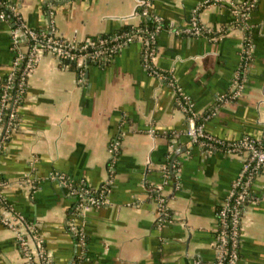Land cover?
Listing matches in <instances>:
<instances>
[{"label": "crops", "instance_id": "crops-1", "mask_svg": "<svg viewBox=\"0 0 264 264\" xmlns=\"http://www.w3.org/2000/svg\"><path fill=\"white\" fill-rule=\"evenodd\" d=\"M4 1L28 27L78 40L144 18L138 0ZM240 1L147 0L146 18L168 26L156 36L161 77L144 68L139 42L109 62L86 61L74 70L50 55L39 60L17 125L1 146L0 201L36 227L54 264L80 253L72 224L88 237L82 264H213L216 208L241 158L191 142L179 97L195 116L211 112L202 125L215 138L264 139V0L244 24L234 11ZM193 19L209 32H185ZM12 28L0 20V85L13 57ZM251 190L256 200L241 218L235 264H264V169ZM90 191L105 202L74 220L78 198ZM0 264H25L14 232L1 222Z\"/></svg>", "mask_w": 264, "mask_h": 264}, {"label": "built area", "instance_id": "built-area-1", "mask_svg": "<svg viewBox=\"0 0 264 264\" xmlns=\"http://www.w3.org/2000/svg\"><path fill=\"white\" fill-rule=\"evenodd\" d=\"M257 0H242L235 6V12L239 13L244 21L248 19V15L253 7H255ZM8 8L11 11L12 18L0 12V20L12 23L11 30V49L12 61L10 71L7 73L3 82L0 85V150L2 143L6 140L9 133L16 127L14 120L18 116L19 101L25 93L27 80L32 74L34 68L39 60L44 55H50L56 58L62 67L69 68L70 64L81 65L83 62H99L105 63L112 60V58L124 47L130 43L137 41L142 44V64L147 72L161 77L159 70L155 68L154 62L157 56L155 40L156 34L151 33L148 36L137 34H113L107 37L89 36L83 39L65 38L56 36L53 33H47L42 29H32L28 27L19 16L15 8L4 0H0V8ZM140 12V8H142ZM137 12L142 17H148L147 0H138ZM156 22H160L158 18H154ZM185 32L193 35H203L209 32L202 24L193 19L190 28ZM243 59L250 57V50L248 43L244 44ZM16 76V77H15ZM17 79V81H15ZM81 73L79 81H81ZM239 91L234 92V96L238 95ZM182 105L181 107L186 113H189L187 118L188 125L185 134L188 138L202 148L206 152L219 151L225 154H237L241 158V168L238 177L231 186L230 193L221 203L219 209V217L221 223V231L216 232L214 239V248L216 249V263L223 264L228 256L226 248L227 232L224 226L229 224L231 226V239L233 238V246L231 251H234L235 238L238 236L236 225L240 221L238 207L242 204L252 203L256 200L254 193L251 190V184L258 173L264 169V145L259 139L250 137H243L240 140L225 142L219 138L209 135L204 131L202 124H197L191 111V104L184 97H179ZM117 146V142L112 144L110 151ZM4 182H0V188ZM107 185V182L106 184ZM105 188V187H104ZM107 188V186H106ZM75 207L73 214L74 220L84 215L94 205L105 202L104 199L94 198L85 195ZM1 200V198H0ZM0 201V222L12 230L16 236L17 245L25 264H48L51 258L43 246L38 232L33 225L27 224L23 221V217L18 214L14 215L11 210L5 209ZM159 213L164 216L167 214L166 208L162 205L163 199H159ZM244 206V205H243ZM2 211L6 214L2 215ZM227 218L229 222L227 223ZM71 231L78 236L80 257H84L86 250L85 233L80 227L72 224ZM237 256L234 252L229 254L227 264H235Z\"/></svg>", "mask_w": 264, "mask_h": 264}, {"label": "trees", "instance_id": "trees-1", "mask_svg": "<svg viewBox=\"0 0 264 264\" xmlns=\"http://www.w3.org/2000/svg\"><path fill=\"white\" fill-rule=\"evenodd\" d=\"M143 7L140 8V12L142 11ZM254 9V7L252 8ZM0 12L4 13L6 15V17L8 18H12V14H11V11L8 10V8H4V7H1L0 8ZM242 23L244 24V20L242 19ZM168 26L160 21V22H156L154 18H142V22L136 26H132V25H127V26H124V27H121L119 30H117L116 33L114 34H123V33H129V34H137V35H142L143 37L144 36H148L149 34L151 33H155L156 36L158 33H160V31L164 30L165 28H167ZM246 34H247V31H245ZM113 35V34H112ZM109 35H102L101 37H107ZM134 42H137V41H134ZM247 42H245L244 44H246ZM141 44V43H140ZM155 46H156V40H155ZM141 48H142V52H143V46L141 44ZM91 62H94L96 64H100L99 62H95V61H91ZM69 68L70 69H75V66L73 64H70L69 65ZM80 72V70H79ZM16 77V76H15ZM15 81H17V79H15ZM22 99H23V96L21 98V100L19 101V105H21L22 103ZM211 113V112H210ZM208 113H204V114H201L199 116H194L195 118V122L197 124H202V122L204 121L205 119V116L208 117L209 114ZM18 117L19 115L17 116V118L14 120V125H17V122H18ZM260 142L264 145V139L260 140ZM1 151V150H0ZM105 189H103L102 191V195L104 196L105 193H104ZM88 196H92L94 198H98V199H103V197L100 195V192H89ZM82 197L78 198V201L77 203H79L80 201H82ZM2 206L7 209V210H11V207L9 205L6 204V202L2 201L1 202ZM244 205V206H243ZM221 206L222 204H220L217 208H216V217H217V230L216 232L219 233L221 231V223H220V217H219V209H221ZM245 204H242L238 207V211H239V216H240V221L238 222V224L236 225V230H237V233H238V236H236L235 238V248H234V255L237 256V259L239 258V249H240V237H241V232H242V229H241V218L245 212ZM75 209V208H74ZM73 209V211H74ZM72 211V212H73ZM11 212L14 214V215H18L15 211L11 210ZM163 220L167 219L166 216H162ZM23 221L27 224H30L32 225V223H30L28 220H26L25 218H23ZM229 222V218H227V223ZM36 229V227H35ZM37 230V229H36ZM224 230H226L227 232V236H226V239H227V242H226V248H227V251H228V256L229 254L233 253L231 251V246H233V238L231 239V226L229 224H226V226H224ZM71 231V230H70ZM38 232V231H37ZM72 237H73V240L75 243H77L79 245V239H78V236L76 234H74L72 231ZM216 235V234H215ZM85 242H86V250H87V242H88V237L87 235H85ZM85 250V252H86ZM228 256H226V261L223 263V264H227V259H228ZM84 257H80L78 254H76L73 258V261H72V264H82V262L84 261ZM216 263V259L214 260L213 264ZM48 264H54L53 261L49 262Z\"/></svg>", "mask_w": 264, "mask_h": 264}, {"label": "water", "instance_id": "water-1", "mask_svg": "<svg viewBox=\"0 0 264 264\" xmlns=\"http://www.w3.org/2000/svg\"><path fill=\"white\" fill-rule=\"evenodd\" d=\"M74 258V257H73ZM73 258L70 260V262L68 263V264H71L72 263V261H73Z\"/></svg>", "mask_w": 264, "mask_h": 264}, {"label": "rangeland", "instance_id": "rangeland-1", "mask_svg": "<svg viewBox=\"0 0 264 264\" xmlns=\"http://www.w3.org/2000/svg\"><path fill=\"white\" fill-rule=\"evenodd\" d=\"M236 156V155H235Z\"/></svg>", "mask_w": 264, "mask_h": 264}]
</instances>
